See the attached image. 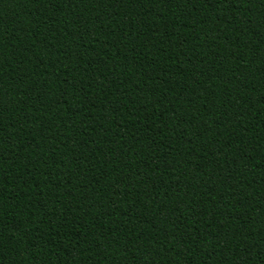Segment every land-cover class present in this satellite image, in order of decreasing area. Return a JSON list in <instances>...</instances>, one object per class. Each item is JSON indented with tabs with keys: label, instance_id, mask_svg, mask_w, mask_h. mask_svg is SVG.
Returning <instances> with one entry per match:
<instances>
[{
	"label": "trees",
	"instance_id": "16d2710c",
	"mask_svg": "<svg viewBox=\"0 0 264 264\" xmlns=\"http://www.w3.org/2000/svg\"><path fill=\"white\" fill-rule=\"evenodd\" d=\"M0 264H264V0H0Z\"/></svg>",
	"mask_w": 264,
	"mask_h": 264
}]
</instances>
